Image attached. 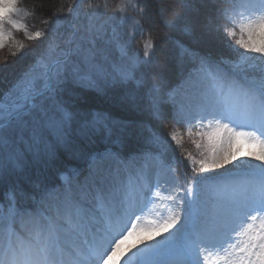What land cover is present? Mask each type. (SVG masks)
I'll list each match as a JSON object with an SVG mask.
<instances>
[{
  "label": "snow or ice",
  "instance_id": "snow-or-ice-1",
  "mask_svg": "<svg viewBox=\"0 0 264 264\" xmlns=\"http://www.w3.org/2000/svg\"><path fill=\"white\" fill-rule=\"evenodd\" d=\"M211 3L215 7L202 21L168 19L162 8L161 23L188 38L222 33L233 42L238 60L199 57L189 77L192 90L180 98L174 90L168 100L171 119L183 122L189 135L193 127L201 129L198 134L208 141V157H186L193 173L195 165L200 173L233 165L231 175L179 179L181 162L167 159L168 140L157 128L168 120L155 96L158 89L148 105L151 127L139 137L144 146L134 154L125 151L134 135L129 125L100 113L81 118L74 86L126 84L136 79L141 62L111 61L98 35L85 29L78 36L80 29L73 25L63 46L52 43L45 57L0 94V181L30 163L54 162L62 148L68 149L78 120V149L88 158L87 174L39 194L9 191L7 210L0 206V264H206L202 257L210 250L223 252L216 264H264V0ZM20 5L21 0H0V50L9 42L17 52L24 49L14 33L28 41L44 35L29 30L26 18L33 12ZM183 7L200 13L189 0ZM116 11L127 8L120 4ZM139 12L143 16L145 9ZM180 46L191 54L183 41ZM118 47L127 57L125 47ZM153 47L151 40L144 43V63L150 62ZM127 99L136 103L135 96ZM97 136L105 147L93 152L88 144ZM179 136L174 128L169 133L177 144ZM162 176L179 187L162 194ZM204 189L217 194L211 206L201 202ZM162 195L170 201L166 213L145 214L153 197ZM18 196L31 200L32 208L18 207Z\"/></svg>",
  "mask_w": 264,
  "mask_h": 264
},
{
  "label": "rangeland",
  "instance_id": "rangeland-1",
  "mask_svg": "<svg viewBox=\"0 0 264 264\" xmlns=\"http://www.w3.org/2000/svg\"><path fill=\"white\" fill-rule=\"evenodd\" d=\"M77 1L78 0H21L20 6L26 7L29 11L33 12V15L26 18L29 30L42 31L44 35L38 41H28L23 33H14L13 40L24 44V49L17 52L15 44L9 42L3 50H0V94L8 91L20 78L22 73L27 71L37 60L45 57L49 53V46L52 43H58L63 46L64 41H66L73 32V25L80 29V32L77 33L78 36L82 34L85 29H91L92 32L100 37L98 43L103 45L111 61L119 63L128 58H138L141 64L136 72V79L126 84L102 82L95 88L74 86V95L78 100L76 108L81 118L86 114H95L96 108L101 109L98 110V113L104 114L110 118L111 113L108 111L121 107L124 105L123 101H126L125 104H128L129 101L127 98L129 96H137L136 102H139L138 109L140 103L144 104V106H141L143 108L140 109L143 113L139 124L138 118L132 114V112L137 111V107L132 103L131 106H125L126 109L124 112L116 113V116L113 115L119 122L129 125V129L133 127L132 133H134V135L130 136L125 151L127 152V150H129L128 153L134 154L141 149V146H144L139 137L143 134L145 129V121L150 123L147 103L145 104L143 102L145 98L144 95L146 96V93H149V91H152L154 88L158 89L155 96L159 103L168 110V121L167 124L162 123L161 128L159 125L157 128L160 129L159 132L168 140L167 159L171 160L175 158L181 162L178 169L179 179L184 180L187 177H193L197 174L213 176L218 180L228 178L231 175L229 170L233 168V165H226L224 168L206 173H200L199 166L195 165L197 172L193 173L192 168L194 166L186 157L191 156L195 160L208 157L210 155L208 141L205 137L198 134L201 129L193 127L192 134L189 135L187 126L183 122L177 124L171 119V104L168 100V94L174 90L178 98L192 90L189 84V77L190 75H195L194 69L197 66L199 57L209 56L216 62H221L223 60L235 62L238 60V57L233 51V47H230V45L234 46L233 42L223 36L222 33H214L211 38H188L181 31H173L166 28L161 23L162 8L164 9V15L168 19L185 17L193 21H202L215 7V5L211 3V0H208L207 3H203L202 0H189V3L195 8L200 9L199 15L183 7L185 0H152L153 2H151V4H147L145 0H122V3L120 0L117 2L116 0H80L79 4ZM89 4H91L92 7H88ZM120 4L126 6L127 14L126 12L120 13L116 11V6ZM134 4L136 8H133ZM141 7L145 9V14L143 16L139 12V8ZM153 11H155V14L157 13V16H155L156 23L158 24L157 27L152 22L153 18H151V12ZM122 17H125V19H122ZM141 19L146 22V26L142 25ZM136 20L140 21L139 25L135 23ZM45 21H47V23H45ZM57 21H59V23H57ZM165 33L171 34L166 35ZM134 34L137 35V37H134ZM148 40H151L154 45L149 61L152 62L156 59L163 67H161V72L165 69V72L162 74V77H164L163 79H167L168 81L167 84L162 83L163 86L166 85L165 87H161L159 83L157 84V72L154 74L153 72L145 73L146 68L150 67L149 64H151L150 62L144 63L143 57V45ZM174 40L178 41L179 49L172 51ZM181 41H183L184 46L186 45V48L190 49V52L193 51V48H196L195 54L184 53L180 46ZM118 45H123L125 47L127 57H121ZM239 51L243 50L240 49ZM12 52H17V54L13 56ZM188 57H194V62H190ZM180 66L183 68H179ZM222 67L227 70L230 68V65L222 64ZM161 72L159 71V76ZM172 74L174 75L173 78H171ZM98 92L107 94L101 95ZM159 93H161L163 97ZM147 96L152 98V93L150 96L149 94ZM113 119L114 118L111 120ZM78 128L79 120L73 126V139L68 149L62 148L54 162L46 163L41 161L30 163L23 172L13 173L0 181V186L5 189L8 188L4 190L0 197V206H3L5 211L11 202L7 194L13 189L12 186L15 184L18 185L16 186L18 192L22 190L29 194H39L41 190L45 188L59 189L67 183L75 184L77 179H83L88 170V158L82 155L77 147L80 142V137L77 135ZM173 128L180 134L179 144L175 141H171L169 138V133ZM95 140L98 139H92V141ZM197 144L200 145L199 148H197ZM104 147L105 145L93 147L88 144V148L93 152L102 150ZM72 156L78 161L77 164L71 163L64 166L62 161L65 159L72 160L73 158H70ZM249 163L255 164L257 162L250 160ZM160 180V191L162 194L173 192L179 187L178 183L168 180L167 177L162 176ZM155 181L156 177L153 176V184H155ZM5 182L10 183L11 189L6 187ZM20 185L23 187L19 188ZM153 191H155V189H153ZM216 195V192L212 189H204L200 193L201 202H207L208 206H211ZM169 204L170 201L163 198V195L161 198L153 197V204H149L148 208L145 209V214L154 216L157 212L166 213L167 205ZM17 206L31 209L33 204L31 200L25 201L18 196ZM221 255H223V252L210 250L204 254L202 260L205 261L206 264H216ZM220 264H223V262H220Z\"/></svg>",
  "mask_w": 264,
  "mask_h": 264
},
{
  "label": "trees",
  "instance_id": "trees-1",
  "mask_svg": "<svg viewBox=\"0 0 264 264\" xmlns=\"http://www.w3.org/2000/svg\"><path fill=\"white\" fill-rule=\"evenodd\" d=\"M118 0H116V2H117ZM121 1V3H122V0H120ZM142 1V0H141ZM154 1V0H153ZM152 0H145V2L147 3V4H151V2H153ZM157 1V0H156ZM154 5V4H153ZM149 13V12H148ZM152 13V17L151 18H153L152 19V22H153V24L157 27V23H156V17L155 16H157L156 14H155V11H153V12H151ZM126 14H127V12H126ZM142 20V19H141ZM158 20V19H157ZM141 23H142V25L143 26H146V22L145 21H141ZM156 29V28H155ZM166 34V33H165ZM168 34H171V33H168ZM168 34H166V35H168ZM134 37H137V35H135L134 34ZM186 46V45H185ZM173 48H172V51H175V49L176 50H178L179 48V46H178V41L177 40H174V42H173V46H172ZM188 47V46H187ZM195 49L196 48H193L192 50V55L193 54H195ZM197 50H199V49H197ZM201 51V50H200ZM198 52V51H197ZM201 53V52H200ZM178 57H179V55H178ZM189 58V57H188ZM189 60H190V62H194L193 60H194V57H191V58H189ZM151 64H149V66L150 67H148V68H146V70H145V73L146 72H149V73H152L153 72V74L155 73V72H157V74H156V79H157V84L159 83L160 84V86L161 87H165L166 85H164L163 86V84L162 83H164V84H167V79H163L164 77H162L163 75V73L165 72V69L163 70V72H161V64H160V62L158 61L157 62V60L155 59V60H153L152 62H150ZM192 63H188V64H192ZM181 66H183V65H181ZM179 67V68H183V67ZM163 68V67H162ZM159 71L161 72V74H160V76L158 75V73H159ZM146 75V74H145ZM174 77V75L172 74L171 75V78H173ZM99 93V92H98ZM152 93V91H149V93L147 92L146 94L148 95L149 94V96H150V94ZM99 94H101V95H104V94H107V93H99ZM160 95H162L161 93H159ZM145 96L144 95V100H143V102L147 105V107H148V105H149V103H150V100H151V98H149L148 96ZM158 95V94H157ZM94 97V96H93ZM162 97H163V95H162ZM136 98H138L137 96H136ZM124 103V105H122L121 107H118V108H115V109H113V110H111V111H108L109 113H111V117H110V119H112V118H114L113 120L114 121H118L119 122V120H116L115 119V117L114 116H116L115 114L117 113H122V111L124 112L125 111V109H126V107L125 106H131L132 104L131 103H129L128 102V104H125L126 103V101H123ZM138 104H139V102H136L135 104H133V105H135L136 107V109H137V111H134V112H132V114L133 115H135L137 118H138V124L140 123V118H142V113H143V111H141L140 109L141 108H143V107H141V106H144V104H141L140 103V106H139V109H138ZM168 108V107H167ZM169 109V108H168ZM98 110H101V109H95V112L96 113H98ZM103 110V109H102ZM103 111H106V110H103ZM127 111V110H126ZM166 111L168 112V110L166 109ZM114 115V116H113ZM150 120V119H149ZM168 121V120H167ZM167 121L166 122H164V124H167ZM133 125H134V123H133ZM135 126V125H134ZM144 126H145V128H149V127H151V124L150 123H148L147 121H145V123H144ZM160 126V128H161V124L159 125ZM165 126V125H164ZM132 128L133 127H130V129H129V132L130 133H132ZM158 130H160V129H158ZM81 139V138H80ZM94 139H98V140H95V141H92L91 143H89L91 146H98V147H100L101 145H105V142L101 139V138H99V136H97V137H95V138H93V140ZM80 143V142H79ZM79 143H78V145H79ZM78 145H77V147H78ZM76 147V148H77ZM143 146H141L140 148H142ZM138 148H139V146H138ZM126 149V148H125ZM97 151V150H96ZM129 150H127V152H128ZM139 151V150H138ZM70 158H73L72 160H67V159H65V160H63L62 161V163H64V166H67V165H69V164H77V160L72 156V157H70ZM61 167V166H60ZM5 184H6V187H9L10 189H11V186H10V183L9 182H5ZM13 184H15V183H13ZM15 186V187H14ZM14 186H12V188L13 189H11V190H16V186H18L17 184H15ZM23 186H21L20 185V187L19 188H22ZM18 188V187H17ZM8 189V188H7ZM7 189H5V188H3L2 186H0V197H1V194L4 192V190H7ZM17 191V190H16ZM18 192V191H17ZM24 192V191H23Z\"/></svg>",
  "mask_w": 264,
  "mask_h": 264
}]
</instances>
